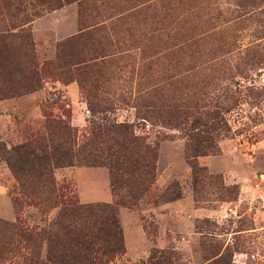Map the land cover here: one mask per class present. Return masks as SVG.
<instances>
[{
	"label": "rangeland",
	"instance_id": "1",
	"mask_svg": "<svg viewBox=\"0 0 264 264\" xmlns=\"http://www.w3.org/2000/svg\"><path fill=\"white\" fill-rule=\"evenodd\" d=\"M21 31L33 57L12 60L36 90L0 98V264H60L59 223L72 229L80 207L99 205L117 207L124 234L110 264H150L155 250L208 264L209 229L221 246L245 236L234 264H264V0H0V36ZM62 122L73 145L128 125L157 149L150 191L122 205L107 167L75 160L54 171L53 196L27 198L19 149L56 138ZM223 124L218 154L195 160V185L188 134Z\"/></svg>",
	"mask_w": 264,
	"mask_h": 264
},
{
	"label": "trees",
	"instance_id": "2",
	"mask_svg": "<svg viewBox=\"0 0 264 264\" xmlns=\"http://www.w3.org/2000/svg\"><path fill=\"white\" fill-rule=\"evenodd\" d=\"M14 53L20 55L18 58L33 57V41L29 33L21 31V33L0 36L1 99L21 97L36 90L33 87V79L27 78L31 81L23 85L26 66L17 61L14 64L15 61L12 60ZM14 65H16V70H14ZM15 72L21 76V81L15 80ZM219 117L222 122H225L222 113H218L214 119ZM212 119L213 115L209 116V120ZM129 129L128 125L114 126L111 129H104L100 126L89 142L79 145L78 141H74L73 145L72 139L75 136L73 130L70 125L62 122L56 138L39 136L27 145L21 146L19 150L27 153V198H39L45 194L49 197L53 196L57 192L54 171L73 166L74 161L77 160L93 167H107L111 173L112 187L117 198L121 201H128L120 203L134 207L135 204H132L131 200L145 196L155 184L157 149L143 142V139L135 136ZM211 129H213L212 126L207 129L196 127L188 134L187 158L193 169L195 185L200 171L195 160L218 154L219 138L231 131L225 125L223 128H214L212 132ZM113 135L117 138L113 139ZM112 140L115 145L108 147L107 142ZM75 148L76 151H74ZM82 155L85 156L81 158ZM169 190L170 188L167 194H170ZM181 196V194H176L164 203L180 199ZM95 208L100 213H94ZM84 212L87 214L85 215ZM76 216L78 219L72 229L59 223L61 230L57 233V239L53 241L60 249V251H55V257L59 259L58 263L110 264L126 253L117 207L105 205L80 207ZM211 223L210 219H205L200 222V225L210 227L214 225ZM201 228L204 229L202 226ZM208 231L199 232L204 239L217 242L203 249L209 254L207 261L210 263L208 264H234L233 257L236 253H241V247L244 246L242 239L245 236L237 235L240 237L234 238L232 245L221 246L217 240L219 235L217 231L210 229ZM241 232L244 231H236V234ZM53 252L54 249H51L50 253ZM169 254L168 251L155 250L149 262L150 264H175Z\"/></svg>",
	"mask_w": 264,
	"mask_h": 264
}]
</instances>
